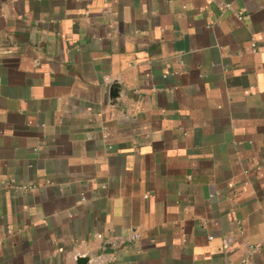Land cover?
Here are the masks:
<instances>
[{
	"label": "crops",
	"instance_id": "1",
	"mask_svg": "<svg viewBox=\"0 0 264 264\" xmlns=\"http://www.w3.org/2000/svg\"><path fill=\"white\" fill-rule=\"evenodd\" d=\"M79 256L264 264V0H0V264Z\"/></svg>",
	"mask_w": 264,
	"mask_h": 264
},
{
	"label": "water",
	"instance_id": "2",
	"mask_svg": "<svg viewBox=\"0 0 264 264\" xmlns=\"http://www.w3.org/2000/svg\"><path fill=\"white\" fill-rule=\"evenodd\" d=\"M118 96H119V92H118L116 86H113L111 88V98L114 100ZM77 260H78V264H89V262H90V258L89 257H81V256H79Z\"/></svg>",
	"mask_w": 264,
	"mask_h": 264
}]
</instances>
